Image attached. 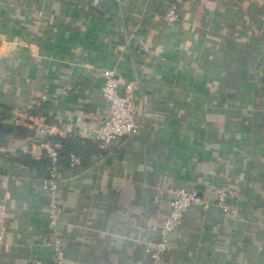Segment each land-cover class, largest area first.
Returning <instances> with one entry per match:
<instances>
[{
  "label": "crops",
  "instance_id": "crops-1",
  "mask_svg": "<svg viewBox=\"0 0 264 264\" xmlns=\"http://www.w3.org/2000/svg\"><path fill=\"white\" fill-rule=\"evenodd\" d=\"M168 1L0 0V264H47L54 228L66 264H264V0H178L173 25ZM112 68L137 80L139 131L104 147ZM43 139L85 146L57 225ZM179 187L211 205L153 257Z\"/></svg>",
  "mask_w": 264,
  "mask_h": 264
},
{
  "label": "built area",
  "instance_id": "built-area-1",
  "mask_svg": "<svg viewBox=\"0 0 264 264\" xmlns=\"http://www.w3.org/2000/svg\"><path fill=\"white\" fill-rule=\"evenodd\" d=\"M90 1L94 6L100 7L104 0ZM182 14L183 11L180 2L178 0H169L162 16L167 23L173 25L181 21ZM149 50L150 47L147 42H143L140 45V52H148ZM137 89V80H129L126 84L122 85L119 69L112 68L105 72L103 94L109 103V111L105 121L94 131L95 137L101 142L102 146L109 147L114 142L123 138H134L138 133L139 123L137 115L139 108L135 96ZM40 108V106L37 108L39 112L37 120L40 131L44 132L46 128V116L44 113H40ZM42 145L52 161L50 174L43 180L42 184L52 195L50 218L57 225L63 215V207L57 197L62 179V173L58 164L60 153L58 146L47 139L42 140ZM79 164H81V157L77 154H71L70 165L76 167ZM173 191L174 197L170 201L168 215L159 231V238L150 241V250H152L151 254L153 257L160 256L168 249L170 245L169 234L182 225L184 215L189 208L193 206L208 208L211 205V200L207 196H201L197 189L191 190L187 187H179ZM4 210L5 205L1 203L0 220L3 219ZM53 239L54 242H52V245L56 250V255L47 264H66L65 251L61 246L57 228H54ZM36 261L37 264H43L39 258Z\"/></svg>",
  "mask_w": 264,
  "mask_h": 264
},
{
  "label": "trees",
  "instance_id": "trees-1",
  "mask_svg": "<svg viewBox=\"0 0 264 264\" xmlns=\"http://www.w3.org/2000/svg\"><path fill=\"white\" fill-rule=\"evenodd\" d=\"M16 135H18V133L16 134ZM7 141L6 140V138L5 139H0V143L2 142V141ZM85 145V144H84ZM81 148H66V147H61V148H59V160H58V164H59V166H61L62 164H69V157H71L70 155L71 154H77V155H79L80 157H81V154H82V151H81V149H84L85 148V146H80ZM22 159L23 160H25V161H30L31 160V155L30 154H28V153H24L23 155H22ZM44 161L47 163V165H49V166H51L52 165V161H51V159L49 158V157H44Z\"/></svg>",
  "mask_w": 264,
  "mask_h": 264
},
{
  "label": "water",
  "instance_id": "water-1",
  "mask_svg": "<svg viewBox=\"0 0 264 264\" xmlns=\"http://www.w3.org/2000/svg\"><path fill=\"white\" fill-rule=\"evenodd\" d=\"M13 130L7 126H5L4 124L0 123V135L1 134H5L7 132H12Z\"/></svg>",
  "mask_w": 264,
  "mask_h": 264
}]
</instances>
